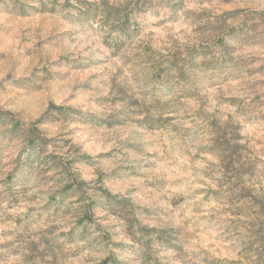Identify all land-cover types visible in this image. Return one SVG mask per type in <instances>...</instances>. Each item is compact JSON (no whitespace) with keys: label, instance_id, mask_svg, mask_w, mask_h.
<instances>
[{"label":"rangeland","instance_id":"374dc122","mask_svg":"<svg viewBox=\"0 0 264 264\" xmlns=\"http://www.w3.org/2000/svg\"><path fill=\"white\" fill-rule=\"evenodd\" d=\"M0 112V264H264V0H0Z\"/></svg>","mask_w":264,"mask_h":264},{"label":"trees","instance_id":"16d2710c","mask_svg":"<svg viewBox=\"0 0 264 264\" xmlns=\"http://www.w3.org/2000/svg\"><path fill=\"white\" fill-rule=\"evenodd\" d=\"M7 115L3 112H0V130H2L1 128L7 124ZM11 130L13 131L15 129V126L11 123ZM22 136H23V140L25 141V143L27 144V146H29L31 149H36V147H42L43 142H40V139H38L36 136H34L32 133L30 132H25V130L22 132Z\"/></svg>","mask_w":264,"mask_h":264}]
</instances>
